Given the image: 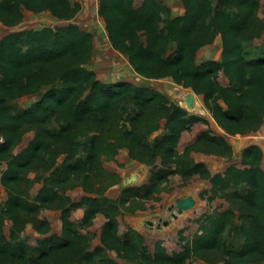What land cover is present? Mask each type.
<instances>
[{"label": "trees", "instance_id": "trees-1", "mask_svg": "<svg viewBox=\"0 0 264 264\" xmlns=\"http://www.w3.org/2000/svg\"><path fill=\"white\" fill-rule=\"evenodd\" d=\"M183 3L185 11L177 15L163 0H141L140 5L136 0H99L98 11L113 47L128 57L138 74L146 78L171 76L202 94L213 118L227 134L257 131L264 123V55H253L245 41L251 40L249 35L261 0ZM81 8V2L73 0H0V20L9 26L20 23L25 10L49 11L70 20L58 26L13 31L0 38V136L4 138L0 141V160L8 164L0 182L9 190L6 202L0 204V260L37 264L29 261L28 251L33 246L21 232L29 220L40 232L49 233L50 222L39 214L45 208H60L62 234L40 238L39 261L45 264L57 263L72 254L85 264H119L103 256L105 247H120L127 257L143 264H186L192 255L212 263L222 255L228 264L264 261L263 148L252 143L243 149L241 165L230 164L224 171L213 173L204 161L188 155L194 149L232 156L233 146L227 135L208 128L184 154H178L177 143L184 131L200 121L209 124V119L190 114L154 87L100 79L88 67L94 54V34L72 21ZM219 35L222 58L198 62L201 47ZM221 73L229 78V85L221 82ZM46 86L49 87L43 96L29 107L22 109L16 103L20 97L42 92ZM119 113H126L129 125L116 133L107 125ZM159 117L166 119L165 131L151 143L147 136L158 128ZM53 121L57 122L56 127H51ZM84 126L99 132L90 136L83 156L76 135ZM27 128H34L36 134L17 152ZM109 137L113 139L110 141ZM124 142L135 158L153 169L149 183L126 187L122 199L144 189L149 196L172 173H180L185 180L198 174L211 182L214 196L220 194L244 210L248 226L243 228L246 238L242 247H230L225 238L237 215L231 206L216 214H205L202 232L193 240L187 239L181 253L171 255L161 241L156 242L155 252H149L143 235L132 228L122 235L116 200L104 195L71 200L62 192L71 184V176L82 172L86 173L85 188L90 190L94 175L105 171L101 154ZM47 152L52 154L50 164L60 153H67L63 174L53 177L32 195L26 187V172L37 166L49 169L50 164L44 161ZM159 155L161 165L157 161ZM102 200L114 206L102 209L106 217L103 244L90 250L87 234L77 228L71 216L74 210L88 205L80 224H92ZM7 220L12 221L10 235L5 230Z\"/></svg>", "mask_w": 264, "mask_h": 264}, {"label": "rangeland", "instance_id": "rangeland-1", "mask_svg": "<svg viewBox=\"0 0 264 264\" xmlns=\"http://www.w3.org/2000/svg\"><path fill=\"white\" fill-rule=\"evenodd\" d=\"M73 1H80L82 8L72 21L94 34V54L88 67L95 70L100 79L108 82L126 80L138 85L154 87L165 93L172 102L187 108L190 114L196 113L211 118L209 124L200 121L197 124L195 123L190 130L184 131L180 141L177 143L178 154H184L186 148L195 142L203 130L208 128L215 133L226 134L228 141L233 146V154L230 157L198 152L194 149L188 152V155L195 157L196 160L204 161L213 173L224 171L230 164L241 165L243 149L252 143L259 144L264 151V123L257 131L246 134H227L213 118L202 94H198L192 88L177 83L171 76L146 78L134 70L128 57L115 49L110 41L105 21L98 11L99 0ZM163 1L171 7L173 15L184 13L183 0ZM213 1L215 3L218 2V0ZM136 4L140 5L141 0H136ZM69 21L60 19L49 11L34 12L25 10L24 19L16 25L9 26L0 20V38L7 33L21 29L58 26L67 24ZM250 32L249 38L251 40L245 41L248 51H251L253 55H264V0ZM222 47L221 36L219 35L214 42L201 47L197 54L198 62L207 58H221ZM220 80L223 84L229 85V78L223 73L220 75ZM48 87L46 86L42 92L24 95L17 99L16 103L20 108L25 109L40 99ZM121 114H114L113 120L108 123L107 128L113 127L115 132H119V128L128 126L129 121L126 118V113ZM165 122L166 119L164 117L158 118V128L148 133L147 136L151 143L158 134L165 131ZM56 125L57 122L53 121L51 127H56ZM97 132L89 126H84L82 131L76 135L81 155L84 156L87 153L86 146L89 144L90 136ZM105 133L107 134L106 131ZM35 134L36 130L34 128H27L23 140L16 151L19 152L26 147ZM109 139L111 141L113 138L109 137ZM51 156L52 154L47 152L44 155V161L50 164ZM66 161L67 153H60L56 161L49 165V169L41 166L28 169L26 177L29 181L26 182V187L30 190V193L35 195L46 182H50L53 177L63 174L61 168L66 164ZM100 161L105 171L94 175L89 183L90 190L85 188L86 173L82 172V174L72 175L70 178L71 184L63 188L62 192L69 196L71 200H87L88 197H99L100 195L107 196L114 201L116 200L117 203L114 204L117 206L120 233L124 235L129 228L141 233L149 252H155L156 242L161 241L171 255L181 253L187 239L193 240L202 232L201 223L205 214H216L230 206L235 209L237 215L225 238L230 247L236 249L242 247L246 238L243 228L248 226V221L243 214L244 210L239 205L231 204L220 194L214 196L211 191L212 184L209 180L200 177L198 174L185 180L180 173H172L169 180L161 183L158 188L151 191L149 196L145 195L144 189L141 192L135 191L133 195H127L128 197L124 200L122 198L126 187H141L149 183L153 167L147 162L135 158L131 148L125 142L112 150L107 149L106 152H103L100 156ZM157 161L161 165V155L158 156ZM7 166V161L0 160V177ZM8 196V188L0 182V204H4ZM189 199H192V203L184 202ZM86 206L88 205L74 210L71 217L75 221L77 228L87 234V248L94 250L96 246L103 244L102 235L106 217L102 209H112L114 205L103 200L99 201L101 210L97 212L94 222L83 226L80 223ZM39 216L48 219L50 222L51 229L49 233L40 232L34 223L28 220L21 235L23 239L33 246L28 251L29 261L45 264L39 261V254L42 250L40 238L52 233L62 234L61 209L45 208ZM11 226L12 221L7 220L5 230L8 235H10ZM103 256L109 257L119 264H143L136 259L127 257L120 247H105ZM98 258L100 256H97ZM226 259L222 255L215 263H212L200 256L192 255L187 259L186 264H228ZM0 264L22 263L0 260ZM54 264H85V262L83 260L78 261L76 256L72 254L68 257L60 258ZM172 264H177V261ZM250 264H264V261Z\"/></svg>", "mask_w": 264, "mask_h": 264}, {"label": "crops", "instance_id": "crops-1", "mask_svg": "<svg viewBox=\"0 0 264 264\" xmlns=\"http://www.w3.org/2000/svg\"><path fill=\"white\" fill-rule=\"evenodd\" d=\"M262 2H263V0H261V6H262ZM260 6V7H261ZM260 9V8H259ZM221 44H222V37H221ZM223 46V45H222ZM222 49H223V47L221 48V58H222ZM221 58H219V59H221ZM216 59V58H215ZM224 74V73H223ZM226 76V75H225ZM209 120H211V118L210 117H207ZM197 123H199V122H197ZM196 123V124H197ZM263 162H264V157H263ZM263 165H264V163H263Z\"/></svg>", "mask_w": 264, "mask_h": 264}, {"label": "water", "instance_id": "water-1", "mask_svg": "<svg viewBox=\"0 0 264 264\" xmlns=\"http://www.w3.org/2000/svg\"><path fill=\"white\" fill-rule=\"evenodd\" d=\"M184 202H188V204L192 203V199H189V200H185ZM166 224V222H165Z\"/></svg>", "mask_w": 264, "mask_h": 264}, {"label": "built area", "instance_id": "built-area-1", "mask_svg": "<svg viewBox=\"0 0 264 264\" xmlns=\"http://www.w3.org/2000/svg\"><path fill=\"white\" fill-rule=\"evenodd\" d=\"M3 140H4L3 136H0V141H3Z\"/></svg>", "mask_w": 264, "mask_h": 264}]
</instances>
